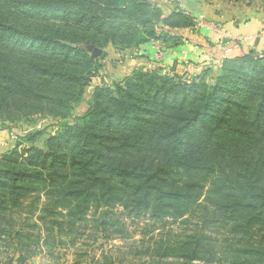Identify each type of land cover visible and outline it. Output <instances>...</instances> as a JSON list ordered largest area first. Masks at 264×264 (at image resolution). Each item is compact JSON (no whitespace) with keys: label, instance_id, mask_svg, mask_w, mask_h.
I'll return each mask as SVG.
<instances>
[{"label":"rangeland","instance_id":"1","mask_svg":"<svg viewBox=\"0 0 264 264\" xmlns=\"http://www.w3.org/2000/svg\"><path fill=\"white\" fill-rule=\"evenodd\" d=\"M171 1L0 0V264H243V248L228 235L233 221L205 217L225 203L215 189L226 191L229 176L246 186L244 167L256 177L264 164V105H258L264 102V52L226 67L244 95L230 100L244 111L232 105L227 112L216 100L211 111L223 120L219 130L191 129L184 141L194 146L183 158L187 167L173 169L179 186L160 189L175 195L99 167L123 162L112 148L124 135L140 150L161 149L153 130L162 128L166 109L180 103L181 97L168 98L161 107L152 95L162 82L137 77L126 85V77L158 74L190 87L213 86L221 76L219 69H164L163 44H179L195 27L187 13L170 12ZM214 1L264 7V0ZM149 29L154 37H147ZM152 42L159 44L153 65L121 69ZM185 90L195 89L177 91ZM119 96L130 110L155 104L163 114L143 122L133 113V121L117 127L103 112L109 107L117 115L109 99ZM146 190L151 201L143 197ZM242 239L241 246L252 240Z\"/></svg>","mask_w":264,"mask_h":264},{"label":"trees","instance_id":"2","mask_svg":"<svg viewBox=\"0 0 264 264\" xmlns=\"http://www.w3.org/2000/svg\"><path fill=\"white\" fill-rule=\"evenodd\" d=\"M154 36L155 31L153 29L147 30V37ZM143 41H146V39H138V42ZM252 53L253 52H249L248 54L241 57L225 59L219 69L221 76L219 77L217 83L213 86H206L204 84L198 85L195 83L189 87L188 85H182L183 83L175 84L173 79L163 77L158 74L154 75L156 77H151L149 76L150 74L148 75L142 73L139 76L138 73L134 72L135 74H132L131 77H126L123 80L124 84L126 85H133L132 82H134L135 78L137 77H147V81H153L152 83L162 82L161 85L159 84L153 87L154 94L152 95L154 98H160L159 106L161 107H163L162 104L165 103L166 99L171 98L174 102L177 98L181 97V99H179V105L171 106L169 109H166L167 114L162 115L164 116L162 118V124H160L162 125V128H160V126L158 129L153 130L156 141L159 144L158 146L161 147V149H158V151H165L166 154L161 155L158 151L156 152L154 150H150L149 146H145V150H140L139 147L130 141V137L124 135L120 138L121 143L117 145V147L112 148V150L115 152H119L118 154L121 155L119 156L123 162L116 166H113V163L112 165L110 163H107L109 165L100 163L99 167L107 170L111 176L120 177L124 180H134L139 182L140 186L154 188L155 191L153 192L155 193L159 192L160 189L163 190L162 187L171 189L177 188L179 185H175L178 181L174 178L173 169H177L179 172L181 168L187 167L186 163L183 161V158L186 157L188 149V153H192L190 149H192L194 146L188 147L191 146L189 145L190 142L184 141L187 139L186 137L188 135L190 136L191 129L199 127L197 130L200 131L205 127H209L210 131H217L219 130L217 128L223 122L222 119L216 116L215 111V113L211 111L214 101L217 100V102L224 103V108L227 112L232 110V105H235L240 109L244 108L240 106L244 105L241 102L233 103V101L230 100L233 98H241L244 95L242 94V88L237 86V79H233V76L229 74L228 76L225 75V71L229 64L238 63V66H240V64L244 63V60L253 57ZM239 70H241V68H239ZM161 78H163V81ZM115 87L117 88V93L121 95L123 92L122 84H118ZM232 87L237 88V92H232ZM187 88H194L195 90L192 91L191 95H186L189 90H185V93H182V91H177ZM158 90L167 92V94H163L161 96L156 93ZM198 91L203 92L199 93ZM218 92H220L222 95H219ZM224 93H226V95H224ZM109 104L117 105V115L115 113H110L112 111L109 107H107L103 113L106 114L105 116L109 119L114 118L117 127L133 121L131 120L132 118H130L133 113L141 116L142 119H140V121L143 122L150 120V118H154L156 120L159 114H163L160 109L155 107V104H148L147 106L130 105V107H134V110H130L128 108L129 105L123 101L122 97L120 99V96L118 98L111 97L109 99ZM258 105L260 107L264 105L262 99H260ZM92 107L93 109H97L96 105H93ZM242 111H244V109ZM84 117L88 118L90 117V114L87 113ZM109 119L106 120L108 122L107 124H109L111 121ZM172 125H178L175 128V131H172L170 128ZM105 129L108 131L111 130V128ZM140 131L144 132V130ZM173 133L174 135L176 134L175 138L173 137ZM183 145H185V147H183ZM116 159H118V157ZM263 167L264 164L262 165L261 169L258 168L255 170L256 177L251 175L249 168L246 170V167H244L243 176L247 178L246 186L243 183L244 180H239V178L233 179L229 176V178H227L229 181L226 179V185H228L226 191L218 188L215 189L217 191V195L219 196V200L224 201L225 203L222 202L217 205V207L215 205V208L212 209L213 214L205 217L208 219L212 218V221L217 222L218 224L220 223V220L221 223H225L227 220H230L231 222L233 221V225H231L228 235H230V238L235 237L237 239L235 240V243L238 244L237 248H243V264H264ZM237 172L240 173V171ZM246 173L248 175H246ZM164 191L165 192L162 191V193H164L165 197L175 195L172 194L171 191ZM227 191H230L231 193L227 194ZM143 197H145V199L148 201L152 200V195H150L147 190L145 193H143ZM242 199H246L247 201H241ZM221 207H224V209L222 210ZM241 211L245 216H240L239 213H241ZM240 221L244 223L243 226L239 223ZM208 222L210 221L204 220V223ZM255 225L259 227H255ZM237 228L241 229L239 233H235ZM244 236H248V238L252 239L250 245L241 246V244L244 242L242 239ZM235 252L238 253L237 251Z\"/></svg>","mask_w":264,"mask_h":264},{"label":"crops","instance_id":"3","mask_svg":"<svg viewBox=\"0 0 264 264\" xmlns=\"http://www.w3.org/2000/svg\"><path fill=\"white\" fill-rule=\"evenodd\" d=\"M170 6H175L170 12L182 10L187 13L195 27L187 29L186 34L189 32L191 37L186 35L179 44H163L165 52L162 63L169 72L185 67L189 68L185 71L193 70L195 74L205 70L214 74L218 73L225 59L241 57L249 52H264V7L260 5L246 3L242 6L214 0H172ZM158 45L153 42L145 45L143 48L148 49L145 55L131 59L121 69L127 66L128 73L141 66L153 65ZM189 61L195 63L189 66Z\"/></svg>","mask_w":264,"mask_h":264}]
</instances>
